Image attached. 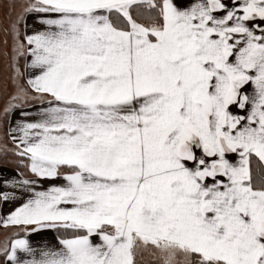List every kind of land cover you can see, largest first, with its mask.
Returning <instances> with one entry per match:
<instances>
[{
	"label": "snow or ice",
	"instance_id": "obj_1",
	"mask_svg": "<svg viewBox=\"0 0 264 264\" xmlns=\"http://www.w3.org/2000/svg\"><path fill=\"white\" fill-rule=\"evenodd\" d=\"M3 6L0 264H264V0Z\"/></svg>",
	"mask_w": 264,
	"mask_h": 264
},
{
	"label": "rangeland",
	"instance_id": "obj_2",
	"mask_svg": "<svg viewBox=\"0 0 264 264\" xmlns=\"http://www.w3.org/2000/svg\"><path fill=\"white\" fill-rule=\"evenodd\" d=\"M19 2V0H17ZM18 9L12 11V16H15V12ZM9 20V10L6 6L0 7V29L6 28ZM3 40L2 32H0V41ZM2 46V45H0ZM23 64V59L18 61V66L21 72ZM13 75V69L10 66V61L5 60L3 57H0V149H3L5 146L8 149H11L13 146L10 145V142L7 137H5L6 122L3 115V109L7 106L11 95L14 93V85L10 79V76ZM20 78V77H19ZM21 82V79H20ZM21 83H24L23 80ZM4 152L0 151V158H4ZM5 163L9 167H14L16 164V159L8 154ZM8 235L3 230H0V241H2L5 236Z\"/></svg>",
	"mask_w": 264,
	"mask_h": 264
},
{
	"label": "crops",
	"instance_id": "obj_3",
	"mask_svg": "<svg viewBox=\"0 0 264 264\" xmlns=\"http://www.w3.org/2000/svg\"><path fill=\"white\" fill-rule=\"evenodd\" d=\"M29 23H31V21H29ZM21 75L19 80L21 79V82L23 80L24 84H26V69L24 68V61L22 64V69H21ZM16 119L15 115H13L7 122H6V129H5V137L6 136V131L8 130L9 126H14V120ZM10 145H12V141L9 137H7ZM11 168L9 167L8 169H5L6 172H8L9 174H11ZM10 207H15V205H11ZM9 208H6L5 211L9 210ZM30 242L32 243V245L34 247H38V246H42L44 243H56L55 239H54V234L52 233H38V234H33L32 236L29 237Z\"/></svg>",
	"mask_w": 264,
	"mask_h": 264
}]
</instances>
